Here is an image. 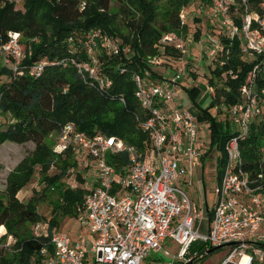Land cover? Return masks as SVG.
I'll use <instances>...</instances> for the list:
<instances>
[{"label": "built area", "instance_id": "obj_1", "mask_svg": "<svg viewBox=\"0 0 264 264\" xmlns=\"http://www.w3.org/2000/svg\"><path fill=\"white\" fill-rule=\"evenodd\" d=\"M195 1L204 21L209 20L229 40H238L244 60L262 57L240 87L239 102L226 108L235 129L224 144L219 178L215 167L214 204L209 208L203 202L204 207H198L180 187L187 177L191 185L194 171L203 167L206 156L201 151L198 119L174 105L175 86L184 68H175L169 79L153 78L150 68L146 75L133 72L130 80L144 112L139 127L148 135L147 147L141 152L115 136H89L71 123L61 126L52 152L64 155L69 151L76 158V177L81 180L69 187L85 190L80 223L88 235L75 238L55 231L50 248H41L29 264H90V256L93 264H193L209 250L222 247L229 251L219 264H264V135L252 168L241 152L251 127L264 124V88L256 86L258 75H264V0L259 5L262 14L252 10L247 0H189L188 5ZM204 6L210 7L209 14L202 11ZM185 7L180 11V32L165 33L160 39L161 45L180 54V65L187 39L182 32L188 20ZM7 38L2 42L0 35V64L23 74L25 52L20 35L8 32ZM79 46L84 59L70 57L59 64L72 66L84 82L91 80L99 89L112 85L99 68L100 56L129 58L132 53L129 44L101 29L90 30L79 39ZM148 63L159 66L163 60L152 58ZM43 66L44 60H39L26 70L37 76ZM119 70L122 74L126 69ZM118 99L124 104L122 95ZM3 120L0 110V126ZM119 154H126L128 163L116 169L107 158ZM89 172L96 175L93 182L86 181ZM48 227V222L35 223L33 237L46 236ZM170 244L178 251L166 261L160 252Z\"/></svg>", "mask_w": 264, "mask_h": 264}, {"label": "trees", "instance_id": "obj_2", "mask_svg": "<svg viewBox=\"0 0 264 264\" xmlns=\"http://www.w3.org/2000/svg\"><path fill=\"white\" fill-rule=\"evenodd\" d=\"M110 2L118 4L116 14L110 9ZM247 2L252 10L262 14L259 9L262 0ZM188 3L189 0H166L163 5H159V0H22V9L17 10L15 0H0L1 41L8 40V32L18 33L19 44L25 52L21 63L23 74L11 72L8 80L0 85L1 114L4 118L9 113L14 118L1 124L0 146L5 142L34 144L31 154L9 173L5 199L0 198V226L6 228V234L14 241L9 248L11 251L0 257V264H29L41 248H50L51 236L58 231L64 218H75L80 214L85 190L82 187L72 190L62 183L72 169L76 170V158L69 151L55 155L45 142L50 134L71 123L77 131L89 136H115L141 152L147 147L148 135L139 127L144 112L134 97L130 76L133 72L144 74L150 68V76L160 79L149 60H178L180 54L171 46L161 45L160 39L165 33L180 32V11ZM117 13L127 34H123L117 24ZM208 22L206 27L210 34L222 45L221 56L211 70L217 83L209 80L215 92L211 105L221 101L227 108L239 102L240 87L262 57L244 60L238 40L222 36L217 27ZM92 29H101L108 36L129 44L132 51L129 58L106 53L100 56L99 68L112 80L108 89H99L94 82L91 85V80L84 82L72 66L59 64L62 60L68 62L70 57L84 59L79 39ZM184 29L187 33L186 27ZM193 34L197 39L200 31ZM39 60H44L40 74L30 76L26 68ZM120 68H125V72L121 74ZM256 86L264 88L263 74L258 75ZM198 91L196 87L187 90L192 102ZM120 95L124 104L118 99ZM198 119L209 120L210 145L221 152L217 165L219 178L224 164V144L233 133L228 123L224 128L206 110H200ZM263 135L264 124L253 125L249 137L241 143L242 157L250 168ZM107 163L119 169L128 160L126 154L109 155ZM35 174L44 185L42 195H33L23 203L17 194ZM77 179L81 180L79 176ZM52 192L57 198L51 200L50 216L43 217L37 212L36 205L43 195ZM40 220L49 223L47 235L31 237L27 227Z\"/></svg>", "mask_w": 264, "mask_h": 264}, {"label": "rangeland", "instance_id": "obj_3", "mask_svg": "<svg viewBox=\"0 0 264 264\" xmlns=\"http://www.w3.org/2000/svg\"><path fill=\"white\" fill-rule=\"evenodd\" d=\"M83 0H80V2ZM16 5L15 8L17 10L22 9V0H15ZM166 0H159V5H163ZM189 4V3H188ZM197 1L192 2L190 5H185V12L188 13L185 18L188 19V27L189 37L185 39V47L184 54L182 56L183 64L185 62L183 73L180 76L179 81L185 82V91L178 87L175 91L177 93L179 100H182L181 97H184V102L182 103L185 106V110H187L190 114L195 116L198 119L200 114V110H206L208 114L216 120L220 122L222 126L225 128L226 123L229 125V129L231 132L234 131V126L230 123L227 118V110L223 103L220 101V104H212L214 101V89L209 85V80L212 79L214 83H217V78L212 75L211 70H213L215 62L221 56L222 45L218 38L214 37L210 34V29L206 27V22L204 21V17H202L201 10L197 8ZM110 9L113 14H116V9H118V4L116 2H110ZM210 7L204 6V11L206 14H209ZM116 16V15H115ZM117 24L122 31L123 34H127V30L123 27L121 22V16L117 13L116 16ZM204 21V22H203ZM209 23V22H208ZM205 24V28H204ZM218 29H220L218 27ZM198 30L200 31L199 37L196 39L193 38V33ZM37 40H34V42ZM30 43V41H28ZM215 52L217 53L215 56ZM250 59V57H247ZM169 60L163 62L160 67H166L173 69L174 67L170 64ZM174 65L176 62H173ZM0 85L8 80L9 74L11 73L10 66L6 67L0 64ZM180 67V63L176 66V68ZM152 70H157V68H152ZM145 74V73H144ZM146 75V74H145ZM171 75V74H170ZM174 76V72L172 73ZM169 76V75H168ZM224 75H222V78ZM198 88V93L194 96V102L191 101L190 97L187 94V90L192 88ZM14 118L11 114L7 113L4 116L5 122L13 121ZM199 125V137L201 140V151L206 155L203 161V169H196L193 173V178L191 179V185L188 186L187 183L189 181L188 177L185 179L184 184L181 183L180 187L189 195L193 202L196 203L198 207H204L203 202L206 201L207 206L209 208L212 207L215 201V196L213 193L214 187L216 185L215 179V167L217 166L218 161L220 160L221 152L216 149V146L211 148V139H210V122L208 119H198ZM56 138V134L52 133L46 140V144L50 147H53L54 140ZM34 150V144L29 142L23 145H18L10 142H5L0 146V198L5 199L4 190L6 188V179L10 172H12L16 166L23 160L26 156H29L31 152ZM53 169V167H52ZM202 173V178H201ZM96 175L93 172H89L86 176L87 182H93ZM76 172L75 169H72L68 176L62 180L64 186L69 187L70 184L78 182L76 181ZM197 179L201 181V183H197ZM202 179V180H201ZM42 181L39 179V175L35 174L32 180L24 186L17 194V198L19 201L26 203L33 195L37 197L42 195ZM70 188V187H69ZM57 198L56 193L52 192L50 195H43L41 199H39L36 210L43 217H49L50 211L53 207L51 200H55ZM80 219H82V215H78L75 218H64L60 222V226L58 231L60 233H65L70 237L77 238L79 235L85 237L88 235V230L86 227L82 226L80 223ZM38 222H47L46 220H40ZM37 222V223H38ZM49 224V223H48ZM34 226V225H33ZM33 226H28V233L33 236ZM201 232L205 233L206 229L203 226ZM0 257L5 255L7 252H10V246L13 244V238L6 234V228L4 226H0ZM178 251V248L174 245H169L165 249L161 250L160 255L166 261H171V257L175 255ZM229 251V247H222L216 249L215 251L205 255L202 259L194 262L193 264H219L225 257L226 253ZM90 264H93V258L90 256L89 258Z\"/></svg>", "mask_w": 264, "mask_h": 264}, {"label": "crops", "instance_id": "obj_4", "mask_svg": "<svg viewBox=\"0 0 264 264\" xmlns=\"http://www.w3.org/2000/svg\"><path fill=\"white\" fill-rule=\"evenodd\" d=\"M187 25H188V20H187ZM187 27L188 26H186V30H188L187 29ZM204 28H205V24H204ZM182 32H183V38L185 39V35L187 36V37H189V30H188V32L187 33H185V29H184V31L182 30ZM214 37H215V35H213ZM193 38H194V36H193ZM170 62H172V63H170L174 68L173 69H171V68H166V67H160V66H153V65H151L152 66V68H157V70H154V73H156V75L158 76V77H160V79H169V78H172L173 77V75H172V73L173 72H175V68H176V66L178 65V62H177V60H175V59H170L169 60ZM173 62H176V64L174 65V63ZM1 66V65H0ZM180 66H182L183 68H184V66H185V62H184V64H182V65H180ZM171 74V75H170ZM169 75V76H168ZM178 87H180V88H182L183 90L182 91H185V82H180V81H178V83H177V85L175 86V90L178 88ZM178 92H176L175 91V99H174V105H177L178 107H180V108H182V109H184L185 110V106H184V104L182 103V100H183V102H184V97H181L182 98V100H179V98H178V96L176 95ZM179 95H180V93H178ZM199 169V168H198ZM203 169V168H202ZM194 173H196L195 171H194ZM201 178H202V173H201ZM202 180V179H201ZM197 183H201V181L199 180V179H197ZM204 202H206V201H204Z\"/></svg>", "mask_w": 264, "mask_h": 264}, {"label": "water", "instance_id": "obj_5", "mask_svg": "<svg viewBox=\"0 0 264 264\" xmlns=\"http://www.w3.org/2000/svg\"><path fill=\"white\" fill-rule=\"evenodd\" d=\"M216 249H219V248H214V249H212V250H209V251L207 252V254H209V253L215 251Z\"/></svg>", "mask_w": 264, "mask_h": 264}]
</instances>
